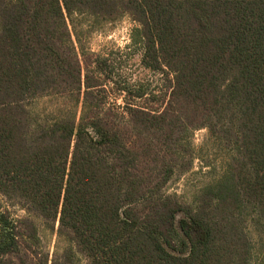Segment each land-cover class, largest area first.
Returning a JSON list of instances; mask_svg holds the SVG:
<instances>
[{
    "label": "trees",
    "instance_id": "16d2710c",
    "mask_svg": "<svg viewBox=\"0 0 264 264\" xmlns=\"http://www.w3.org/2000/svg\"><path fill=\"white\" fill-rule=\"evenodd\" d=\"M121 14L139 25L142 64L173 75L157 112L106 107L72 44L74 16ZM48 95L76 101L40 120L28 106ZM202 128L232 155L186 205L164 189ZM0 195L28 215L0 211V264H25L30 216L65 245L41 264H250L249 216L264 224V0H0Z\"/></svg>",
    "mask_w": 264,
    "mask_h": 264
},
{
    "label": "rangeland",
    "instance_id": "374dc122",
    "mask_svg": "<svg viewBox=\"0 0 264 264\" xmlns=\"http://www.w3.org/2000/svg\"><path fill=\"white\" fill-rule=\"evenodd\" d=\"M71 41L78 60L84 71L92 72L97 67L100 84L105 93L99 101L106 107H116L120 111L125 105H135L154 112L162 109L168 99L172 73L163 68L150 70L142 64L143 42L138 32L139 25L128 15L121 14L110 20L93 18L88 15L74 16L68 22ZM104 59L106 62L104 63ZM133 89L143 95L133 96ZM76 99L42 96L29 103V110L40 120L54 117L58 111H70ZM81 111V100L76 108V119ZM182 161L190 160L189 169L176 173L166 185L164 191L175 196L182 204L190 205L200 191L219 179L230 161V147L219 145L204 128L185 135L181 142ZM180 157V158H181ZM0 211L7 213L9 219L19 221L27 218L25 210L13 200L0 195ZM36 227V242L25 239L20 255L25 264H41L45 255L51 259L64 249L63 240L53 231H49L37 217L30 216ZM252 216L248 220V233L251 237L250 264H264V224L253 228ZM252 224V225H251ZM19 258H13V264H19ZM76 264H86L78 258Z\"/></svg>",
    "mask_w": 264,
    "mask_h": 264
}]
</instances>
